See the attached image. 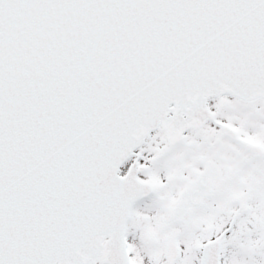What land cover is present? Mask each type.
Segmentation results:
<instances>
[{"label":"snow or ice","instance_id":"snow-or-ice-1","mask_svg":"<svg viewBox=\"0 0 264 264\" xmlns=\"http://www.w3.org/2000/svg\"><path fill=\"white\" fill-rule=\"evenodd\" d=\"M0 264H264V0H0Z\"/></svg>","mask_w":264,"mask_h":264}]
</instances>
